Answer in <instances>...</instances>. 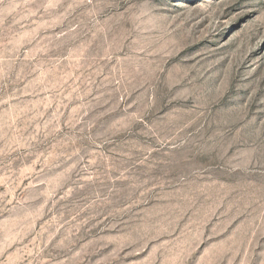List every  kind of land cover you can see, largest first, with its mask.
<instances>
[{"label": "rangeland", "instance_id": "rangeland-1", "mask_svg": "<svg viewBox=\"0 0 264 264\" xmlns=\"http://www.w3.org/2000/svg\"><path fill=\"white\" fill-rule=\"evenodd\" d=\"M0 264H264V0H0Z\"/></svg>", "mask_w": 264, "mask_h": 264}]
</instances>
